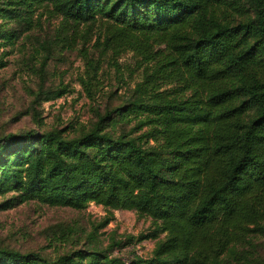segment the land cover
Returning <instances> with one entry per match:
<instances>
[{
  "label": "trees",
  "instance_id": "trees-1",
  "mask_svg": "<svg viewBox=\"0 0 264 264\" xmlns=\"http://www.w3.org/2000/svg\"><path fill=\"white\" fill-rule=\"evenodd\" d=\"M15 1L60 15V39L71 46L81 25L100 23L105 53L156 61L135 97L112 111L145 113L156 143L107 131L105 118L72 137L8 133L0 138V192L7 183L22 201L134 210L154 225L139 241L166 236L130 263L97 248L51 259L0 247V264H249L246 245L264 234V0H246L248 8L243 0ZM164 79L181 86H154Z\"/></svg>",
  "mask_w": 264,
  "mask_h": 264
},
{
  "label": "rangeland",
  "instance_id": "rangeland-1",
  "mask_svg": "<svg viewBox=\"0 0 264 264\" xmlns=\"http://www.w3.org/2000/svg\"><path fill=\"white\" fill-rule=\"evenodd\" d=\"M15 2L0 0V138L33 129L40 133L61 130L72 137L105 118L107 131L140 137L144 146L155 144L148 135L151 125L142 123L148 120L145 113L119 116L112 111L135 97L138 85L154 70L156 61H144L132 50L105 53L97 42L103 32L100 23L92 31L81 25L77 42L71 46L70 41L60 39V15L49 7L28 8ZM243 2L248 8L247 1ZM9 8L16 9L14 16L6 12ZM157 50H165V46H156ZM82 80H88V87ZM154 86L175 90L181 84L178 79H164ZM61 89L68 91L47 99ZM3 189L1 248L39 252L51 259L97 248L130 263L152 255L157 242L166 236L162 233L139 241L154 230V225L152 218L134 210H115L109 215L94 202L82 210L51 206L38 200L22 201L19 192L7 183ZM111 216V222L102 226ZM246 249L249 264H264V234L251 237Z\"/></svg>",
  "mask_w": 264,
  "mask_h": 264
}]
</instances>
